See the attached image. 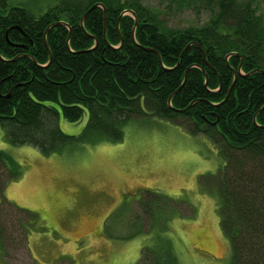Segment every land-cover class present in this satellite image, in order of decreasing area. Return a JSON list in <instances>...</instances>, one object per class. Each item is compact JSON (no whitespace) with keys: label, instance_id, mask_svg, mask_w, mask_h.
<instances>
[{"label":"trees","instance_id":"trees-1","mask_svg":"<svg viewBox=\"0 0 264 264\" xmlns=\"http://www.w3.org/2000/svg\"><path fill=\"white\" fill-rule=\"evenodd\" d=\"M10 1L0 0V127L9 142L49 154L76 138L62 131L59 111L48 101L59 102L71 122L89 112L81 140H122L123 125L136 116L159 117L204 135L226 159L202 186L219 197L230 264H264L259 0H158L157 7L147 0H57L42 12L10 7ZM160 4L209 17L198 25L172 26ZM0 161L7 169L9 161L11 175L19 176L16 162L2 150ZM155 196L161 202L155 207L166 199L177 204L165 194ZM21 210L28 218L30 212ZM21 223L22 241L28 242V227ZM168 246L158 250L156 264H178ZM149 253L143 250L141 263H149Z\"/></svg>","mask_w":264,"mask_h":264},{"label":"rangeland","instance_id":"rangeland-1","mask_svg":"<svg viewBox=\"0 0 264 264\" xmlns=\"http://www.w3.org/2000/svg\"><path fill=\"white\" fill-rule=\"evenodd\" d=\"M259 2L264 12V0ZM56 3L11 0L9 6L42 12ZM159 8L172 26L198 25L209 17L167 4ZM46 104L58 109L62 131L76 138L44 154L29 144H11L0 127V150L21 172L14 178L11 163L7 169L0 161V264H143L145 248L153 252L145 264H156L159 251L170 244L178 264H230L232 246L221 226L219 197L202 186V179L226 164L212 141L155 116L128 121L122 140L105 135L81 140L89 112L71 122L59 102ZM158 193L177 204L166 199L155 207L161 203L155 200ZM21 209L30 212L28 218ZM20 221L28 227V242L22 241ZM101 235L110 244L102 246Z\"/></svg>","mask_w":264,"mask_h":264},{"label":"water","instance_id":"water-1","mask_svg":"<svg viewBox=\"0 0 264 264\" xmlns=\"http://www.w3.org/2000/svg\"><path fill=\"white\" fill-rule=\"evenodd\" d=\"M98 4H95L94 6H92L90 9H88V11L84 14V16L82 17V25H84V21H85V18L87 17V15L91 12V10H93L95 7H97ZM105 21H106V10H105ZM105 29H106V25H105ZM104 29V30H105ZM106 31V30H105ZM160 59V58H159ZM161 60V59H160ZM237 75H235V79L237 78L236 77ZM186 79V78H185Z\"/></svg>","mask_w":264,"mask_h":264},{"label":"crops","instance_id":"crops-1","mask_svg":"<svg viewBox=\"0 0 264 264\" xmlns=\"http://www.w3.org/2000/svg\"><path fill=\"white\" fill-rule=\"evenodd\" d=\"M179 126V125H178ZM126 191V190H125ZM127 194V191L122 193V197L124 198ZM102 236V235H101ZM101 242H102V246H104L105 244H110V242L112 241L111 239H109L108 237L106 236H102L100 238Z\"/></svg>","mask_w":264,"mask_h":264}]
</instances>
